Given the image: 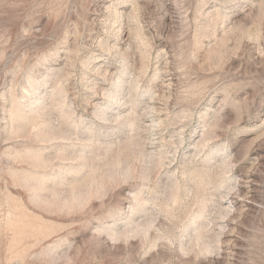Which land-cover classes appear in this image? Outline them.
<instances>
[{
	"label": "rangeland",
	"instance_id": "obj_1",
	"mask_svg": "<svg viewBox=\"0 0 264 264\" xmlns=\"http://www.w3.org/2000/svg\"><path fill=\"white\" fill-rule=\"evenodd\" d=\"M0 264H264V0H0Z\"/></svg>",
	"mask_w": 264,
	"mask_h": 264
},
{
	"label": "bare ground",
	"instance_id": "obj_2",
	"mask_svg": "<svg viewBox=\"0 0 264 264\" xmlns=\"http://www.w3.org/2000/svg\"><path fill=\"white\" fill-rule=\"evenodd\" d=\"M32 80V79H31ZM30 81V80H29ZM115 82L117 83H120L121 82V79H117L115 80ZM31 85V84H30ZM33 86V85H32ZM119 94V92H118ZM24 95V93H22V96ZM119 96V95H118ZM113 97V107L112 109L113 110H116V107L118 104L121 103V98L120 97ZM37 101V100H35ZM38 102V101H37ZM56 105L60 106L62 104V101H56L55 102ZM209 104V103H208ZM207 104V105H208ZM27 104H23L21 106H25ZM101 119H103L105 122L104 123H107L108 121L112 120V121H116V120H119L120 119V113H116V114H111L109 117L107 115V112H102L101 113ZM33 116L31 118H29L27 121L30 122V126H31V131H33V129H37L35 130L36 132H34V136H40V134L43 136L41 137V141H48V140H56V139H59V140H63V139H72V138H77L78 136L76 134H66L64 132V130H62L60 127H58V125H48V126H45V123L47 121V118L45 116L42 117L39 121L38 120H35V114H32ZM44 115V114H43ZM40 117V116H39ZM56 126V127H55ZM30 128V127H29ZM30 131V132H31ZM41 131L44 132V135L41 133ZM17 136V134H16ZM19 136V135H18ZM24 136V135H23ZM33 136V137H34ZM71 136H74V137H71ZM39 139V138H38ZM39 141V140H38ZM92 141V140H91ZM45 159V158H44ZM48 160V159H47ZM46 160V161H47ZM43 163V162H41ZM45 163V162H44ZM142 187V186H141ZM205 205V204H204ZM202 207V206H201ZM120 212V211H119ZM194 215V214H193Z\"/></svg>",
	"mask_w": 264,
	"mask_h": 264
}]
</instances>
